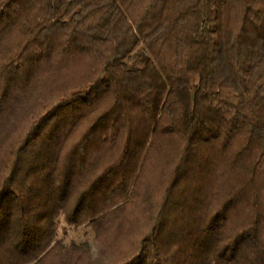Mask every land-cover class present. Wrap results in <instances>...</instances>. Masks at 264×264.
Here are the masks:
<instances>
[{
  "label": "trees",
  "instance_id": "obj_1",
  "mask_svg": "<svg viewBox=\"0 0 264 264\" xmlns=\"http://www.w3.org/2000/svg\"><path fill=\"white\" fill-rule=\"evenodd\" d=\"M0 264H264V0H0Z\"/></svg>",
  "mask_w": 264,
  "mask_h": 264
},
{
  "label": "rangeland",
  "instance_id": "obj_2",
  "mask_svg": "<svg viewBox=\"0 0 264 264\" xmlns=\"http://www.w3.org/2000/svg\"><path fill=\"white\" fill-rule=\"evenodd\" d=\"M58 239L65 244L89 242L94 255H96L98 250L95 233L92 228L88 226L70 227L63 218L60 220Z\"/></svg>",
  "mask_w": 264,
  "mask_h": 264
}]
</instances>
